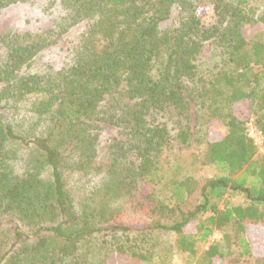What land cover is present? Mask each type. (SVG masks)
<instances>
[{
  "label": "trees",
  "instance_id": "obj_1",
  "mask_svg": "<svg viewBox=\"0 0 264 264\" xmlns=\"http://www.w3.org/2000/svg\"><path fill=\"white\" fill-rule=\"evenodd\" d=\"M30 1L0 0V13ZM45 2L49 27L0 34V264H87L91 240L142 263L157 233L193 257L215 232L224 245L206 264H264L247 237L264 227V153L247 133L264 136V13L246 0ZM53 47L61 65L32 70ZM203 166L215 173L199 181Z\"/></svg>",
  "mask_w": 264,
  "mask_h": 264
},
{
  "label": "rangeland",
  "instance_id": "obj_2",
  "mask_svg": "<svg viewBox=\"0 0 264 264\" xmlns=\"http://www.w3.org/2000/svg\"><path fill=\"white\" fill-rule=\"evenodd\" d=\"M247 4L252 8L256 15H262L264 13V0H246ZM45 0H31L26 4L12 5L4 9L0 13V34L10 30L17 29L23 31L37 30L49 27L51 14L45 7ZM199 15H203L204 21L208 22L212 19V9L209 3H204L196 10ZM259 30L256 36L264 40V18L261 21V25L257 27ZM82 27L77 26L70 31L71 36L66 38V43L72 46V43L78 39L77 35L81 31ZM209 49H206V53ZM216 55L214 53H208L207 58H202V61L206 64H210V61H214ZM63 60V54L59 50V47H53L51 50L45 51L35 62L32 70H40L45 67L47 63L53 66V69L59 67ZM46 62V63H45ZM44 66L41 67V64ZM171 127V124H168ZM218 131L223 132V127H217ZM111 129L102 131V138L109 137L112 134ZM248 136L253 140L257 147V153L255 158H259L264 153V136L261 135L259 130L253 123L247 124ZM175 134V132H172ZM196 151L200 154V148L196 147ZM215 173V169L211 166H203L198 171L193 172L192 175L199 181L212 176ZM66 185L73 197V171H70L66 177ZM94 186V185H93ZM92 186V187H93ZM91 187V188H92ZM162 188H158L161 192ZM75 199L83 198V194L78 191V188H74ZM237 203L239 200L235 199ZM124 221H138L140 218L136 217L133 213H128L122 217ZM247 237L249 239L253 255L256 257H264V227L257 225L247 226ZM153 243L155 244V254L150 261L136 262L124 256L118 254H111L107 251L105 246H102L99 242L91 240L84 244L82 247L83 259L87 264H101L107 257L105 264H206L203 257V251L211 243H217L223 247V239L221 233L215 232L202 247L199 248L197 254L193 257H187L182 254L176 247L175 237L169 233H157L153 237ZM103 264V263H102ZM223 264V263H221Z\"/></svg>",
  "mask_w": 264,
  "mask_h": 264
}]
</instances>
